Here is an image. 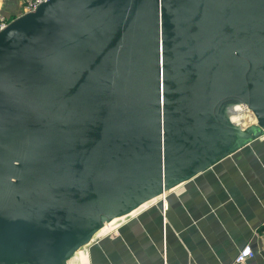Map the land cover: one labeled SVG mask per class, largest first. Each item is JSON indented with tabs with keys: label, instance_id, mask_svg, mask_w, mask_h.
<instances>
[{
	"label": "water",
	"instance_id": "obj_1",
	"mask_svg": "<svg viewBox=\"0 0 264 264\" xmlns=\"http://www.w3.org/2000/svg\"><path fill=\"white\" fill-rule=\"evenodd\" d=\"M263 133L264 0H46L0 31V264H69Z\"/></svg>",
	"mask_w": 264,
	"mask_h": 264
},
{
	"label": "crops",
	"instance_id": "obj_2",
	"mask_svg": "<svg viewBox=\"0 0 264 264\" xmlns=\"http://www.w3.org/2000/svg\"><path fill=\"white\" fill-rule=\"evenodd\" d=\"M2 12L16 15L17 0ZM118 218L73 254L74 264H264V137ZM106 231V232H105ZM107 234V235H106ZM70 257V258H71Z\"/></svg>",
	"mask_w": 264,
	"mask_h": 264
},
{
	"label": "built area",
	"instance_id": "obj_3",
	"mask_svg": "<svg viewBox=\"0 0 264 264\" xmlns=\"http://www.w3.org/2000/svg\"><path fill=\"white\" fill-rule=\"evenodd\" d=\"M46 0H17V3H18V12L16 15H6L5 13L2 12V9H3V4L5 3L4 0H0V31L2 29H4L8 23L13 19L15 18L16 16L18 15H21V14H24V13H27V12H32L34 11L37 6L44 2ZM241 107H243V110H246L247 113L251 114L247 108L243 105H239L237 106L234 110H235V113L236 115L234 116L233 119H237L238 118V113L239 111H237L238 109H240ZM254 119V117H253ZM255 123V119L253 120V122H250L246 127H248L250 124H253ZM245 127V128H246ZM264 137V133L262 135ZM165 193H163L162 195H160L159 197H162V210L164 211L166 209V204L163 202V196H164ZM102 230V229H101ZM254 256V251L253 249L251 248L250 245H245L244 247H242L235 255L234 259H233V263L234 264H239V263H246L248 259L252 258Z\"/></svg>",
	"mask_w": 264,
	"mask_h": 264
},
{
	"label": "bare ground",
	"instance_id": "obj_4",
	"mask_svg": "<svg viewBox=\"0 0 264 264\" xmlns=\"http://www.w3.org/2000/svg\"><path fill=\"white\" fill-rule=\"evenodd\" d=\"M237 111H239V113H238V118L236 119H232L233 120V122L235 123V124H237V125H239L242 129H244L246 126H243V123L241 122V119H242V117L247 113V111L246 110H243V107H241L240 109H238ZM248 118H249V120H248V122L250 123V122H253V115L252 114H249L248 113ZM119 218H122V217H119ZM116 219H118V218H116ZM116 219H114V220H112L111 222H109V223H106L105 225H104V227L102 228V230L106 227V226H108L109 224H111L113 221H115Z\"/></svg>",
	"mask_w": 264,
	"mask_h": 264
},
{
	"label": "rangeland",
	"instance_id": "obj_5",
	"mask_svg": "<svg viewBox=\"0 0 264 264\" xmlns=\"http://www.w3.org/2000/svg\"><path fill=\"white\" fill-rule=\"evenodd\" d=\"M248 120H249L248 113H246L241 119V122L243 123V126H247L249 124ZM73 262H74V257H71L70 259L67 260V263H69V264H74Z\"/></svg>",
	"mask_w": 264,
	"mask_h": 264
}]
</instances>
